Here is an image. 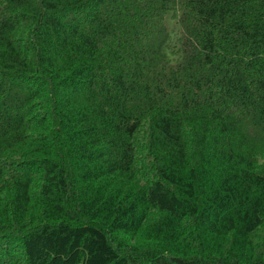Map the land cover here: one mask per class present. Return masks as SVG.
Masks as SVG:
<instances>
[{
	"label": "trees",
	"instance_id": "trees-1",
	"mask_svg": "<svg viewBox=\"0 0 264 264\" xmlns=\"http://www.w3.org/2000/svg\"><path fill=\"white\" fill-rule=\"evenodd\" d=\"M0 264H264V0H0Z\"/></svg>",
	"mask_w": 264,
	"mask_h": 264
}]
</instances>
